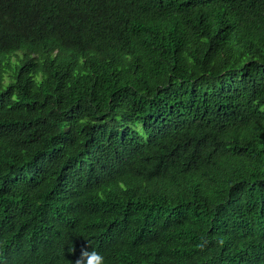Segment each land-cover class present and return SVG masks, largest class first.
Listing matches in <instances>:
<instances>
[{"label":"trees","instance_id":"1","mask_svg":"<svg viewBox=\"0 0 264 264\" xmlns=\"http://www.w3.org/2000/svg\"><path fill=\"white\" fill-rule=\"evenodd\" d=\"M111 232V264H264V0H0V264Z\"/></svg>","mask_w":264,"mask_h":264},{"label":"clouds","instance_id":"2","mask_svg":"<svg viewBox=\"0 0 264 264\" xmlns=\"http://www.w3.org/2000/svg\"><path fill=\"white\" fill-rule=\"evenodd\" d=\"M163 189L159 190L160 193ZM152 224L155 229L158 230V232L163 235V238H166V233L164 230V227L162 224L155 218H152ZM74 231H70L66 234L65 238H63L61 245H67L70 241V235ZM120 233L117 232H111L107 236V242L103 244L102 248H98L100 250L96 249H90L88 247L83 248L82 253L80 257L77 259L76 264H111L113 262L114 258L120 257L118 252L116 251L117 243L119 241ZM258 261H255V259H251L252 264H258ZM146 264H149L148 261Z\"/></svg>","mask_w":264,"mask_h":264}]
</instances>
